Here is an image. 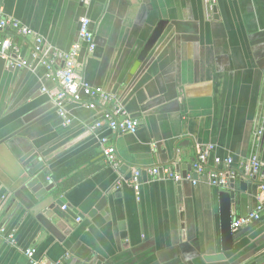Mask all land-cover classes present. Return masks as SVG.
Wrapping results in <instances>:
<instances>
[{
    "label": "crops",
    "instance_id": "1",
    "mask_svg": "<svg viewBox=\"0 0 264 264\" xmlns=\"http://www.w3.org/2000/svg\"><path fill=\"white\" fill-rule=\"evenodd\" d=\"M84 16L93 32L91 55L78 38ZM0 17L41 38L36 54L16 33L0 32L27 63L18 68L7 62L11 69L0 80V264H30L28 249L35 260L61 264H250L262 255L264 235L230 259L205 261L220 252L219 191L206 176L193 186L185 179L150 180L145 172L168 169L182 177L183 166L191 175L197 152L213 146L206 169L238 174L235 189L240 194V183L246 184L248 214L258 197L262 201L259 219L240 227L239 235L264 224V181L240 169L254 152L264 110V0H218L213 6L208 0H0ZM160 21L166 22L162 35L127 81ZM74 44L80 47L78 77L113 94L125 117L139 122L136 133L91 130L113 104L96 103L90 110L68 102L70 123L63 125L46 93L58 84L40 60L47 49L67 52ZM103 138L115 147L122 172L104 164ZM214 157H230L232 164L215 166ZM39 163L55 186L42 199L28 188V169ZM134 171L146 176L139 190H116ZM56 195L66 210L56 205ZM102 198L105 208L91 214Z\"/></svg>",
    "mask_w": 264,
    "mask_h": 264
},
{
    "label": "built area",
    "instance_id": "2",
    "mask_svg": "<svg viewBox=\"0 0 264 264\" xmlns=\"http://www.w3.org/2000/svg\"><path fill=\"white\" fill-rule=\"evenodd\" d=\"M90 0H80L82 4L87 5ZM213 6L218 0H208ZM235 1V0H230ZM9 31L16 33L22 39H31L33 51L40 53L41 38L34 34L28 27L10 17H0V32ZM78 38L86 45L87 55H91L95 49L93 40V32L91 30V22L87 17L79 19ZM37 44L38 46H35ZM80 47L74 44L67 52L59 51L57 49H47L43 53L40 63L47 69L49 75L57 82L58 90L55 92L46 93L49 95L52 103L54 104L58 116L63 120V125H69L68 113L65 110V105L68 102L81 104L85 108L94 110L96 103L102 105H112L110 110L104 111L101 116L96 119L91 126L92 131L107 129L113 135L119 134H134L136 133L139 122L135 119L125 117V112L122 107L116 103V98L113 94L107 93L102 88L92 87L83 82L77 75V58L79 56ZM47 56V58L45 57ZM0 57L9 62L12 67L25 68L27 63L21 60L20 49L17 45L13 44L12 40L8 37L0 35ZM59 62V67H54V63ZM264 108V106H263ZM102 158L105 165L118 170L121 163L117 160L115 147L108 144V140L103 138L100 141ZM214 150L213 146H207L196 154V161L192 167V174L187 175L185 180L189 181L191 185L196 186L198 180L194 178L206 176L207 184L217 189L218 191L228 192L230 189V182L237 179L238 174L232 170L226 172H217L215 170H207V160L210 153ZM263 154V159L261 155ZM215 166L225 165L230 166L232 159L227 157L220 159L219 157L213 158ZM240 169L243 175L252 178H261L264 181V110L260 117L258 127L254 134V152L247 158L240 162ZM160 169H149L145 173L150 180L159 178ZM142 171H134L129 180L120 179L115 186V189H120L123 185H128L134 191L139 190ZM164 179L172 180L174 182H181L183 178L180 174L173 173L168 169H162ZM260 190L264 192V182L260 185ZM66 210V207H62ZM262 201L258 197V205L254 212L249 213L246 217L235 219L231 223L232 231L238 230L245 224H249L259 219V214L262 211ZM79 221V220H78ZM4 229L0 227V233ZM12 240V237H9ZM12 242V241H11ZM30 264H61L60 261L49 262L46 260H35L34 250L28 249L25 251Z\"/></svg>",
    "mask_w": 264,
    "mask_h": 264
},
{
    "label": "water",
    "instance_id": "3",
    "mask_svg": "<svg viewBox=\"0 0 264 264\" xmlns=\"http://www.w3.org/2000/svg\"><path fill=\"white\" fill-rule=\"evenodd\" d=\"M166 27L165 21H160L156 27L151 32L149 38L145 42L142 50L140 51L136 61L132 65L129 75L127 76V81H130L132 77L135 75V73L140 68L141 64L145 61L147 56L149 55L150 51L156 44V42L159 40L160 36L162 35L164 29ZM27 41H32L31 39H27ZM35 46H38L35 44ZM11 67L7 63V60L0 57V80L2 77V74L4 70H10ZM47 107H42L38 111L32 113L28 119H33L40 114H42ZM32 153L28 155L29 158H27L25 161L27 164L32 161ZM43 163H39L35 167L28 169V188H30L34 193H36V196L40 199L45 198L50 195V193L54 189V182L50 179V173L47 170L41 171ZM125 169V166H122L119 169V172H122ZM182 170V177L185 179L186 173L184 172V167L181 166ZM159 176L162 177V169H160ZM178 172V169H177ZM145 173H142L140 182L146 180L145 179ZM194 178L197 177L194 175ZM180 183V182H178ZM240 194L236 192L235 189V182H230V190L228 192H222L219 191L218 193V201H219V216H220V252L205 257V261L207 262H217V261H224L227 259H230L241 252H244L247 248H249L255 241H257L259 238H261L264 235V224L256 227L253 231L248 233L247 235H239V231L235 230L232 231L231 229V223L234 218L236 217H246L248 215V200L249 196L247 195V189L246 184L244 182L240 183ZM178 194L180 196V189H178ZM58 201H56V205L59 207H64V200L59 197V195L55 196ZM107 201L105 198H102L98 205L92 210L91 214H94L97 211H102V207L106 205ZM238 207V208H237ZM105 208V207H104ZM73 217L75 219L80 218L75 212L72 213ZM103 214V213H102ZM252 223V222H251ZM249 224L243 225L241 228L244 229ZM256 245V244H254ZM262 254V255H260ZM259 257L254 260L250 264H264V250L259 252Z\"/></svg>",
    "mask_w": 264,
    "mask_h": 264
},
{
    "label": "trees",
    "instance_id": "4",
    "mask_svg": "<svg viewBox=\"0 0 264 264\" xmlns=\"http://www.w3.org/2000/svg\"><path fill=\"white\" fill-rule=\"evenodd\" d=\"M80 163L81 162L76 163L75 165H70V166L65 167L64 169L60 170L59 172H57L56 174H54V176H53L54 180H59L62 176H64L68 172L72 171Z\"/></svg>",
    "mask_w": 264,
    "mask_h": 264
}]
</instances>
